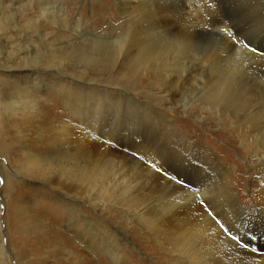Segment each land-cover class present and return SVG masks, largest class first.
Wrapping results in <instances>:
<instances>
[{"label": "rangeland", "instance_id": "rangeland-1", "mask_svg": "<svg viewBox=\"0 0 264 264\" xmlns=\"http://www.w3.org/2000/svg\"><path fill=\"white\" fill-rule=\"evenodd\" d=\"M204 2L4 1L0 66L56 65L88 88L80 97L83 118L76 119L51 104L58 99L48 90L56 81L49 74L41 71L38 86L43 89L29 84L36 98L27 102L4 86L9 76L0 70V264H226L220 257L225 252L233 256L231 264H264V244L255 239L264 224L251 228V219L264 212L255 206V192L261 188L264 193V178L248 165L256 149L264 151V58L251 55L264 56L258 49L264 47V5L258 7L264 0L239 7L234 3L212 19L207 16L211 5ZM243 5L253 12L218 23ZM201 6L208 7L199 11ZM157 9L172 10L177 24L163 25ZM238 25L245 27L235 34ZM221 28L233 33L235 43ZM10 103L14 105L8 108ZM102 117L98 146L83 151L85 191L73 193L87 200L89 193L98 196L93 202L100 215L91 216L98 231L84 235L71 216L77 212L65 203L71 199L34 185L37 175L54 184L64 170L81 163L74 153L65 154L59 129L78 122L92 135L93 124ZM116 126L120 137L110 144L107 138ZM169 142L181 146L176 147L182 155L173 163L177 157H192L190 145L203 151L201 171L177 179L189 185L195 179L202 183L205 176L213 194L231 190L236 214L242 209L254 213L240 219L244 228L230 227L239 217L220 220L231 209L214 216L211 192L189 196L180 189L182 184L161 181V172L133 156L137 153L160 168L159 162L170 159L159 155L169 150ZM148 148L156 149L159 157L152 160ZM208 157L217 171L205 166ZM38 162L41 167L34 165ZM252 183L258 184L252 188ZM88 210L86 206L81 212ZM194 211L211 216L225 235L211 248L202 240H182L179 226Z\"/></svg>", "mask_w": 264, "mask_h": 264}, {"label": "bare ground", "instance_id": "bare-ground-1", "mask_svg": "<svg viewBox=\"0 0 264 264\" xmlns=\"http://www.w3.org/2000/svg\"><path fill=\"white\" fill-rule=\"evenodd\" d=\"M4 1L5 0H1L0 2V16L3 14V9L1 8V5H3ZM251 1L257 2L258 0H251ZM206 2L208 3V5H211L210 8H207L208 6H205L202 8L201 6L199 7L200 9L199 8L198 9L200 11V10H204L205 8H207L208 9L207 16H209V18L212 19L218 12L221 11V13L224 14L225 9L227 8L232 9V7H234L233 6L234 3L236 4L240 3L238 5L239 7L242 5V3L246 4V2H249V0H206ZM206 2H204L203 4L206 5L207 4ZM263 5L264 3L262 2L260 3V5H258V7L263 6ZM250 12H253L252 9H249L247 8L246 5H243L240 8L233 9L231 15H228V16L224 15L225 16L224 19L223 20L220 19L218 23L224 24L230 21H234L236 16H244ZM174 14L175 13H173L172 10L171 11L158 10L156 15L158 16L159 19L162 17L163 25H173V24H177L178 22V19L175 18L176 15ZM201 17H202V21H204L202 14H201ZM253 19L257 20L258 18L255 16ZM244 27L245 26L243 25L241 26L238 25L235 28H233V30L235 31V34H239L243 30ZM260 34L264 37V27L260 29ZM258 49L261 52H264V47L263 48L259 47ZM251 55H253L257 59H259V57L260 59L264 58V56H257L254 54H251ZM0 70L3 71L6 76L7 75L9 76L8 77L9 80L4 82V86H7L8 89H14L15 97L17 99H20L21 101L27 100V102H32V100L36 98V95H32V93L28 90L29 84H30L31 89H34V88L43 89L42 87L38 86L41 83L39 81V77L44 75V73H42L41 71L45 72L46 74H49L50 76L55 78L56 81H53V83L48 86L49 89L48 88L47 89L50 92L55 93L58 99V103L52 102L51 104L63 110L65 114H69L72 112L73 116L76 119L81 118V116L83 118L82 110L85 104H82L80 97H81V93L88 88V85L86 84L84 80H81V81L75 80L72 76L63 72L60 67L56 65H47L43 63L42 64L36 63V65H31V64H22V63L16 62L12 66H0ZM125 96L126 95H124V97ZM12 105L14 104L10 103L8 108H10ZM9 114L11 113L9 112ZM103 119L104 118L102 117L95 121V124H93V127L91 129L92 135H88L87 133L89 131H86V129H84L81 126V124L79 125L78 122H76V124H70L69 127L67 128L59 129V131L57 132V135L60 139H63L62 145H63V149L65 150V154L70 155L71 153H74L75 155H77V160L81 163L74 170H64L61 175V178L58 180H55L54 184H49V183L44 182L45 178L43 176L37 175L36 178L37 177H40V178H37L36 180L37 183L36 185H34L37 188H43L45 191L46 190L50 192L58 191L61 194L65 195L66 197L70 198L71 201L65 199L66 200L65 203L70 208L74 209V211L77 212V215H72L70 212H68V214L69 215L71 214V216H75L76 226H80L83 232L82 234L84 235L88 234V232L90 231L91 233H96L98 231V223L96 222V220H94V218L91 217V216L99 217L100 215L99 206L95 202H93V200L98 199V196L96 194L89 193L90 195H88V197L86 198H90V199L87 200V199H80L77 195H73V193H75L78 190L85 191L83 187L84 174H85L84 172L85 167L83 166V161H84L83 151H84V148L87 146L89 147V149H94V148L96 149L95 146H98L100 135H102V132H103L102 130ZM114 128H115V131L111 133L107 138L110 144L115 140V137L117 136L120 137L121 131L119 129V126H116ZM133 139H136V137ZM183 141L185 140H182V142L179 144H183L184 143ZM173 143L174 142H169V145L167 146L169 150L167 149V151L165 150L163 153L161 151L159 152V155L163 156V158L170 157V159L164 161L163 163L159 162L160 168L162 169L163 172H161V176L157 174L158 175L157 177L161 181H164L165 183L169 185L175 186L176 182L175 183L172 182L170 179H168V177L169 176L175 177L176 175L178 176L176 178H179V177L187 178V177H190L191 174H193L194 172L201 171V168H199L198 166V163L200 162L198 159H199V156L202 155L203 151H198L196 149V146L190 145L191 147H189V149L191 150L190 154L192 155V157H189V156L187 158H185L186 156L184 158L177 157L176 158L177 161L175 160V162L173 163L171 161L176 156L182 155V153L179 152L177 148V147L181 148V146H178L176 144L173 145ZM185 147L187 148V146ZM66 148H69L70 150L67 151ZM147 150L148 151L146 154H149L152 160L157 159L159 157L157 155L158 152L156 149H154V152L156 153L152 152L153 148L151 149L152 151H150V148H148ZM258 150L259 149H256V152H253L254 156L253 158L250 159L248 165H249V168L257 174V176L260 175L264 178V151L258 153L257 152ZM192 151L193 153H191ZM107 152L109 154H112L111 150ZM150 152L153 154H150ZM153 155H156V156L152 157ZM209 162L213 165L214 161L212 162V159L208 157V159L206 160L205 166L206 167L209 166L211 171L215 172L216 167L214 169L213 166L209 164ZM39 163L40 162L35 163L34 165H36L37 167H41L39 166ZM182 166H185L186 169H183ZM222 169L218 170L220 174L223 172ZM27 170L30 173L34 171L32 167L31 168L27 167ZM209 171L206 174H209ZM163 173H167V175H164ZM201 180H202L201 181L202 183H200V181L199 182L196 181V179L193 182L194 184L191 182L188 185V188L186 187L189 191L185 190V188H183L184 186L183 187L181 186V188L180 187L178 188H180L184 193H186L189 196H193L194 194L193 192H196V193L202 192V196L208 195L211 192L210 197H209L212 203L210 211L214 213V216H216L215 213L222 214L224 212V209L225 211L231 209L230 213L227 214L228 216L223 214L220 220L229 222L230 219L239 217V221L235 224V226L231 225L230 227H235V230L237 227L238 228L243 227V225L240 224L241 223L240 219L243 220V218L245 219L248 217H252V215L254 214L252 213L253 211L251 209H242L240 210L239 214H236V208H238V205L232 202L233 201L232 197L234 196V193L231 190L225 188V190L214 191V194H213V191L208 189L212 185L211 181H209V179L206 178L205 176L201 178ZM223 182L225 183V185L229 184L227 179H223ZM257 184L258 183L256 184L252 183L251 184L252 188L255 187ZM255 197H256L255 206L258 207V212H259V209L263 210L264 208V193L261 191V188H258V190L255 192ZM223 201H225L226 203H223ZM82 206L83 207L88 206L89 210L86 212H83V211L81 212V209L83 208ZM195 207H200V206L195 205ZM190 214H193V215H189V218L183 220L179 226V231L182 233L181 237H182V240H184L183 241L184 243H187L189 239H194L197 241L202 240L205 242V245H206L205 248H211L213 246V243L217 241V238L220 235L225 236L223 233L218 232V229H219L218 225L211 218V216L210 217L208 216L207 213H198L194 211V212H191ZM263 214L264 212L259 213L257 215L259 218H254V219L250 218L255 223V224L253 222L251 223L252 224L251 228L254 229L253 231H255V225L261 226V224H264ZM251 228L248 230H252ZM263 230L264 229L256 230L258 231V234H256L258 237H256L255 239L257 240V243H261V245L264 244V231ZM245 232H246V228H245ZM248 234L250 233H247L246 236H248ZM246 236H244L245 239H247ZM248 237H251V235ZM203 253H205V251ZM220 257L226 264H231V262L233 261V256L227 252H225L224 254H220ZM234 264H243V262H239L238 260H236Z\"/></svg>", "mask_w": 264, "mask_h": 264}, {"label": "snow or ice", "instance_id": "snow-or-ice-1", "mask_svg": "<svg viewBox=\"0 0 264 264\" xmlns=\"http://www.w3.org/2000/svg\"><path fill=\"white\" fill-rule=\"evenodd\" d=\"M219 31H220L221 33H225L226 37H231V38H233V43H235V37L233 36V33H232V32L227 31L225 28H221V29H219ZM244 47H245V48H248V45L245 44ZM248 50L251 51V52H256V51H257L255 48H248ZM262 55H264V53H262ZM106 142H107V141H106ZM133 156H136L137 159L142 160V161H143L148 167L154 169L156 172H158V173H159V172H162V169H161V168H158V167L156 166L155 163H151L150 161L145 160L143 156L137 155V153H133ZM163 174H164V175H167V173H163ZM168 179H170V180H175V182H176L177 184H182L184 187H188V185L185 184L184 181H182V180H180V179H177L176 177L169 176ZM2 182H3V181L0 180V183H2ZM209 215H212V214L209 213ZM217 223H220V222L217 221ZM221 227H223V225H221ZM225 231H227V230L225 229ZM232 239H233V240H237V237H236V236H232ZM241 246L243 247V246H245V245H241ZM253 251H255V249H253Z\"/></svg>", "mask_w": 264, "mask_h": 264}]
</instances>
